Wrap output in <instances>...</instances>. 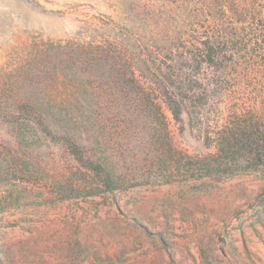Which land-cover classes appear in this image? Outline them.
I'll use <instances>...</instances> for the list:
<instances>
[{
	"label": "rangeland",
	"instance_id": "1",
	"mask_svg": "<svg viewBox=\"0 0 264 264\" xmlns=\"http://www.w3.org/2000/svg\"><path fill=\"white\" fill-rule=\"evenodd\" d=\"M192 7L189 0H0L3 264H264L263 168L229 177L176 175L166 181L175 162L155 154L151 126H138L130 138H121L118 157L114 138L108 142L112 165L124 180L121 188L49 201L46 193L13 178L4 155L15 145L11 111L16 93L73 92L61 81L73 85L72 48L123 41L130 27L153 28L155 18L186 15ZM46 53L59 69L66 68L60 71V83L39 85L42 73L33 79L36 83H16L26 76L17 70L41 64ZM170 132L178 149L199 156L206 152L189 127L181 130L171 121ZM40 144L38 154L54 159L53 167L67 174L76 169L60 144L43 137Z\"/></svg>",
	"mask_w": 264,
	"mask_h": 264
},
{
	"label": "trees",
	"instance_id": "2",
	"mask_svg": "<svg viewBox=\"0 0 264 264\" xmlns=\"http://www.w3.org/2000/svg\"><path fill=\"white\" fill-rule=\"evenodd\" d=\"M189 3L192 12L159 16L146 30L130 27L123 41L72 48L73 85L61 80L71 94L13 96L15 145L4 155L16 181L46 193L49 201L113 193L124 180L108 142L114 138L118 157L121 138L138 126H151L155 154L175 162L166 181L264 169V2ZM45 57L17 70L26 76L16 83L35 82L38 73L45 76L43 87L60 83L66 68L59 69L49 53ZM171 121L181 130L189 127L206 152L178 149ZM42 137L60 144L76 169L67 174L38 154Z\"/></svg>",
	"mask_w": 264,
	"mask_h": 264
}]
</instances>
